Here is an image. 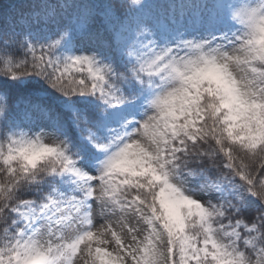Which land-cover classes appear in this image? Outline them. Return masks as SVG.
I'll return each instance as SVG.
<instances>
[{
    "label": "snow or ice",
    "instance_id": "snow-or-ice-1",
    "mask_svg": "<svg viewBox=\"0 0 264 264\" xmlns=\"http://www.w3.org/2000/svg\"><path fill=\"white\" fill-rule=\"evenodd\" d=\"M0 264H264V0L0 18Z\"/></svg>",
    "mask_w": 264,
    "mask_h": 264
},
{
    "label": "trees",
    "instance_id": "trees-1",
    "mask_svg": "<svg viewBox=\"0 0 264 264\" xmlns=\"http://www.w3.org/2000/svg\"><path fill=\"white\" fill-rule=\"evenodd\" d=\"M32 2V0H0V18H2L6 13L15 15L21 11H26L27 6ZM158 2L166 3L167 0H158ZM37 86L34 84H19L10 85V91L14 97L23 98L25 95H38L44 97L47 94L43 91L36 92L35 88Z\"/></svg>",
    "mask_w": 264,
    "mask_h": 264
}]
</instances>
